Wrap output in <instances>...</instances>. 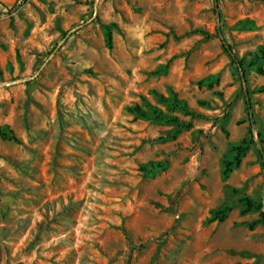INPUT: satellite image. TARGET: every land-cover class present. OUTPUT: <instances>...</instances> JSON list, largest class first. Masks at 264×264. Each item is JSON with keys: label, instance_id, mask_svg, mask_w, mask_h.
<instances>
[{"label": "rangeland", "instance_id": "rangeland-1", "mask_svg": "<svg viewBox=\"0 0 264 264\" xmlns=\"http://www.w3.org/2000/svg\"><path fill=\"white\" fill-rule=\"evenodd\" d=\"M216 7L0 0V264H264V0Z\"/></svg>", "mask_w": 264, "mask_h": 264}, {"label": "trees", "instance_id": "trees-1", "mask_svg": "<svg viewBox=\"0 0 264 264\" xmlns=\"http://www.w3.org/2000/svg\"><path fill=\"white\" fill-rule=\"evenodd\" d=\"M193 32L198 33L201 36H204L205 38L210 37L211 35H209L206 31L200 30V29H195L193 30ZM219 36V35H218ZM220 38V37H219ZM107 42L109 45V35L107 36ZM224 51L226 53H228L231 62L235 65V68L237 69V71L239 72V76L240 74L243 76L244 74V69L246 66L254 68L255 71L259 74H262V70H261V66L264 62V48H261L259 51V56H256L254 58L253 61L249 62L246 66L241 62V61H237L230 52V47L227 45H224ZM246 104V120L248 123L249 128H251L253 126V113L251 110V107L249 105V100L245 101ZM171 107L173 108H178L185 116L189 117V119H193L198 117V115H196L195 113H193L192 111L188 110L185 106L183 105H178L177 103H171ZM128 112L132 113V114H136L138 116L141 117H146L141 111L140 109L135 106L133 108H128L126 109ZM152 116L155 120H160L166 123H172L177 127H183V128H187L190 126L189 122L186 123H180L177 118L175 117H168V116H164L161 113L157 112L156 110H151ZM251 132V130H249V133ZM0 138L3 140H8V141H13L16 142V138L14 137V135L12 134V132L8 129L5 128H0ZM252 143L250 141H242L240 145L236 146L233 148V152L234 155L232 157V161L225 163V166L222 170V175L225 176L227 171H228V167L231 165L236 166L239 162V157L242 155V153L244 152V150L247 148L248 145H251ZM257 151L258 154L261 158H263V153H261L258 150L257 147ZM245 203V208L243 209L242 212H246L250 209L253 208V205L248 201V200H244ZM258 208L260 209L261 207L258 205ZM256 224H264V211H260L259 212V219H257L256 221H252L247 225L248 229H252Z\"/></svg>", "mask_w": 264, "mask_h": 264}, {"label": "water", "instance_id": "water-1", "mask_svg": "<svg viewBox=\"0 0 264 264\" xmlns=\"http://www.w3.org/2000/svg\"><path fill=\"white\" fill-rule=\"evenodd\" d=\"M213 5H214V10H215V15H216V19L218 17V13H217V7H216V0H213ZM240 81H241V87H242V92L245 96V100H247V93H246V88H245V84H244V81H243V76L240 74ZM258 150L262 153V149L260 146H258ZM262 211H264V207L262 205Z\"/></svg>", "mask_w": 264, "mask_h": 264}]
</instances>
